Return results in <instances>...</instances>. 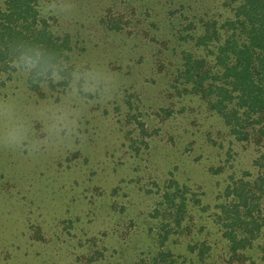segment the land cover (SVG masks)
<instances>
[{
  "label": "rangeland",
  "instance_id": "1",
  "mask_svg": "<svg viewBox=\"0 0 264 264\" xmlns=\"http://www.w3.org/2000/svg\"><path fill=\"white\" fill-rule=\"evenodd\" d=\"M241 2L41 1L51 29L77 42V70L39 89L28 68L0 72V264H146L147 214L168 179L215 203L230 177L264 172V134L237 140L196 98L173 96L181 51L212 60L180 31L203 33L202 17L220 26ZM254 244L246 254L264 264V238Z\"/></svg>",
  "mask_w": 264,
  "mask_h": 264
},
{
  "label": "trees",
  "instance_id": "2",
  "mask_svg": "<svg viewBox=\"0 0 264 264\" xmlns=\"http://www.w3.org/2000/svg\"><path fill=\"white\" fill-rule=\"evenodd\" d=\"M41 1L4 0L0 7V72L11 74L27 68L22 58H28L34 62L28 69L34 88L39 89L41 82L51 84L55 72L65 78L59 85L66 86L77 70L72 62L77 42L71 33L60 36L51 29L50 20L38 8ZM199 21L203 33L180 31L181 37L195 40V46L211 52L212 60L181 51L173 96L196 98L221 117L237 140L263 135L264 0H242L235 17L220 26L212 18ZM108 23L111 30H119L118 22ZM194 26L193 21L192 29ZM162 112L168 113V109L161 108L159 115ZM138 124L146 133L145 123L138 120ZM211 169L220 172L223 168ZM205 196L200 187L179 179L164 183L147 214L157 249L146 264H255L246 250L264 238V172L248 180L230 177L215 203L207 202ZM259 246L264 258V244Z\"/></svg>",
  "mask_w": 264,
  "mask_h": 264
},
{
  "label": "clouds",
  "instance_id": "3",
  "mask_svg": "<svg viewBox=\"0 0 264 264\" xmlns=\"http://www.w3.org/2000/svg\"><path fill=\"white\" fill-rule=\"evenodd\" d=\"M22 59H23L25 65H26V67L28 69H31L32 67H34V62L32 60H30L28 58H22ZM14 66L18 67L19 66V62H16L14 64ZM21 139H22V134L17 132V133H14V134L11 135L8 143H9V145L18 144L21 141Z\"/></svg>",
  "mask_w": 264,
  "mask_h": 264
}]
</instances>
